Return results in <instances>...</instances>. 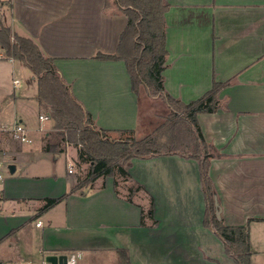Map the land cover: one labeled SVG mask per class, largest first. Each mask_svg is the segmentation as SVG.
<instances>
[{
    "label": "crops",
    "instance_id": "0c3cea01",
    "mask_svg": "<svg viewBox=\"0 0 264 264\" xmlns=\"http://www.w3.org/2000/svg\"><path fill=\"white\" fill-rule=\"evenodd\" d=\"M1 1L3 24L55 59L95 128L110 135L138 132L141 97L132 90L125 61L96 58L116 53L127 25L115 0ZM167 2L165 93L190 103L215 83L226 84L216 111L199 113L197 121L213 148L210 176L222 224L246 228L252 264H264V0ZM3 53L0 45V161L15 164L16 172L8 173L0 190L1 260L40 264L50 255L80 251L85 263L94 264L95 255L105 251L113 254L105 264H119L118 250L126 249L133 264H238L205 225L207 201L196 159L179 154L133 159L127 171L141 188L131 202L115 187L116 176L99 178L87 196L72 192L77 185L75 172L69 173L72 164L55 163L71 148L45 151L50 117L42 121L39 113L43 124H32L25 112L31 97L15 96L22 90L16 73L32 72ZM4 118L23 124L32 143L14 140L13 125ZM64 195L41 211L47 198Z\"/></svg>",
    "mask_w": 264,
    "mask_h": 264
},
{
    "label": "trees",
    "instance_id": "16d2710c",
    "mask_svg": "<svg viewBox=\"0 0 264 264\" xmlns=\"http://www.w3.org/2000/svg\"><path fill=\"white\" fill-rule=\"evenodd\" d=\"M127 17V25L120 36L119 46L114 55L98 54L97 59L125 61L132 81V90L138 95L141 87L152 97L164 100L170 114L167 125L171 128L179 126L180 135L191 137L193 145L187 148L180 137L175 138L174 151L196 159L200 163L203 190L207 201L205 225L214 229L223 240L226 250L238 264H252L249 235L244 227L232 228L224 226L218 220L215 205V192L210 176V153L212 147L205 142L197 121L199 113H214L218 105V93L226 85L215 83L214 87L201 99L184 103L165 93L163 72L167 58L165 14L169 9L167 0H115ZM5 3L0 0V45L8 58L23 62L31 70L38 81V102L50 109L56 121L55 128L63 129L61 142L45 146L46 152L60 154L65 151L62 143L77 149L78 161L89 164L84 178L77 180L72 192L87 196L99 178L119 176L128 178L125 167L133 159H147L159 151L155 148V139H112L110 131L97 129L93 125L91 115L69 91L65 82L57 72L55 59L43 54L40 46L30 38L14 34L10 27L3 24L2 8ZM133 131L120 132L121 135ZM67 136V137H66ZM169 139V138H168ZM115 187L118 182L115 181ZM141 187L129 192L132 194ZM67 195V194H66ZM47 198L41 211H46L65 197ZM243 242V243H242ZM240 245H243L244 248ZM119 264H133L126 249H119Z\"/></svg>",
    "mask_w": 264,
    "mask_h": 264
},
{
    "label": "rangeland",
    "instance_id": "374dc122",
    "mask_svg": "<svg viewBox=\"0 0 264 264\" xmlns=\"http://www.w3.org/2000/svg\"><path fill=\"white\" fill-rule=\"evenodd\" d=\"M6 5H10L9 2H6ZM6 7V6H5ZM2 16H3V10ZM4 56L7 57L6 53H3ZM19 63V61H17ZM18 63L17 66H18ZM26 65V64H25ZM21 68L25 70L24 65L21 63L20 64ZM27 66V65H26ZM28 68V67H27ZM19 78L22 79V90L15 92L16 97L23 98L24 96L31 97V101L29 103L25 104V112L27 113L28 117H30V120L32 124L34 125H39L40 123L43 124V122H40L38 116L39 113L46 114L50 117L49 120V127L47 129V132L49 133L48 136H45L43 140H46V142H51L52 144H57L61 142L62 135H59V132L64 131L63 129H56V121L54 119V116L51 112L50 109L46 108L44 105L41 106L36 98L37 92H38V87H37V82L34 79V75L32 73H29L27 76L26 74H19V71L16 73ZM8 92L12 95L13 94V89L10 86L8 88ZM138 95L141 97V120H140V128L137 133L135 134H123L120 135V133H111V138L112 139H123V140H129V139H136V140H142L145 138L149 139H155V148L159 153L155 154V156H167V153H170L174 151L173 145L176 146L175 138L177 135L180 137V142L187 147H191L193 143H191V137H189L188 134H184V138L180 135V128L179 126L175 128H171L167 125V118L170 114V109L167 105V103L157 97H152L148 94L146 89L141 87ZM22 96V97H21ZM32 97H35L32 99ZM35 101V103H34ZM41 107V108H40ZM4 121H6V124L11 127L14 125V120L9 119V118H4ZM67 137V136H66ZM169 138V139H168ZM11 141V138L9 139ZM66 144L65 142L62 143V148L65 147ZM69 147L71 148L69 150ZM66 152L69 150V153L67 157L63 156L59 161L55 162L57 167H68V164H72L75 172L76 179L78 180L79 178H84L85 175L87 174V171L89 169V164L84 163V162H79L78 159L76 162H74V157L77 156V152L72 146H66L65 147ZM152 157V156H151ZM150 158V157H149ZM6 165L7 161L2 160ZM131 162V161H130ZM52 162L51 164H53ZM130 163H127L125 165L126 169L128 170ZM55 166V165H53ZM120 174L115 173L114 176H116L120 182L118 186L121 188V194H123L125 197H128L129 192H131L134 188L138 187L136 184H133V181L130 180V176L128 178L123 179L124 177L119 176ZM95 186V183H94ZM131 190V191H130ZM141 193V191L139 192ZM142 196H145V194L142 191ZM131 195H133L131 193ZM152 210V207H151ZM38 229H35L34 237H38L40 235V231H36ZM243 243V242H242ZM242 249L244 248L243 245H240ZM113 254L111 252H105L102 251L98 255H95L94 258V264H105L107 262L113 261ZM85 264H89L87 261Z\"/></svg>",
    "mask_w": 264,
    "mask_h": 264
},
{
    "label": "built area",
    "instance_id": "2783aa9c",
    "mask_svg": "<svg viewBox=\"0 0 264 264\" xmlns=\"http://www.w3.org/2000/svg\"><path fill=\"white\" fill-rule=\"evenodd\" d=\"M9 59L14 60L13 58H9ZM13 84L16 87H18L20 86V81L18 79H15L13 81ZM48 119H49L48 115L46 114L40 115V120L45 121ZM10 132L12 134L13 139L16 140L17 142H20L23 144L32 143V139L29 137V132L23 124L16 122L13 125V127L10 129ZM73 172H74V168L72 165H70L69 173H73ZM8 173H9V166L6 165L3 161H0V190L5 184V180L7 178ZM37 226L38 227L42 226V222L39 221L37 223ZM65 256H66V263L64 264H84L85 263V256L80 251L69 252ZM0 264H34V263L29 262V261L9 262V261H3L0 259ZM40 264H52V263L48 262L46 258H44V260Z\"/></svg>",
    "mask_w": 264,
    "mask_h": 264
},
{
    "label": "water",
    "instance_id": "95a60500",
    "mask_svg": "<svg viewBox=\"0 0 264 264\" xmlns=\"http://www.w3.org/2000/svg\"><path fill=\"white\" fill-rule=\"evenodd\" d=\"M15 172H16L15 164H10L9 173L14 174ZM215 205L217 207V211H216L217 218L218 220H221L222 208L217 198H215ZM46 260L52 264H64L66 263V256L65 255H61V256L50 255L46 258Z\"/></svg>",
    "mask_w": 264,
    "mask_h": 264
}]
</instances>
